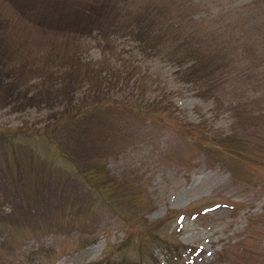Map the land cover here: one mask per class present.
Here are the masks:
<instances>
[{
    "label": "rangeland",
    "instance_id": "rangeland-1",
    "mask_svg": "<svg viewBox=\"0 0 264 264\" xmlns=\"http://www.w3.org/2000/svg\"><path fill=\"white\" fill-rule=\"evenodd\" d=\"M0 8V264H264V0ZM106 101L53 142L22 131Z\"/></svg>",
    "mask_w": 264,
    "mask_h": 264
},
{
    "label": "trees",
    "instance_id": "trees-1",
    "mask_svg": "<svg viewBox=\"0 0 264 264\" xmlns=\"http://www.w3.org/2000/svg\"><path fill=\"white\" fill-rule=\"evenodd\" d=\"M11 12H9L10 14ZM8 16L4 14L3 10L0 8V20H1V17H2V20L0 23H8V25L10 26V28H16V25L18 24L17 22V19L15 17H13L12 15H9ZM13 35H10L9 39H8V43H7V47H9L11 50H17L19 49V44L17 43V41L15 39H13L12 37ZM26 61H27V66L30 67V69H32L34 67V62H30V58H26ZM130 69V68H129ZM120 105L119 104H116L115 102H111V101H106L103 105H92V106H88L87 105H84V104H80L78 107L74 106L72 107L71 109H68V110H65V112H61L58 119L50 124V128H43L40 132L38 130H35V129H31L30 132H28L27 130H22L24 135H29V136H34V135H40V133L42 135H44L46 138H48L50 140V142H53V135L55 132H57L58 130H63V128L67 129L68 125H71V126H74V125H78V122L79 120L81 119V117L85 116L86 114H90V113H96L98 111H103L105 109H110V108H113V109H116V108H119ZM146 108H139V109H135V108H132L130 109L131 112H136L138 115H140V113H143V110H145ZM136 110V111H135ZM138 111V112H137ZM144 112H146L150 117H153V114H152V110H145ZM179 128H183V127H179ZM19 133H22L21 131H17L15 132V136H17V134ZM1 135H3L1 132H0ZM8 147L6 153H7V159L5 161V165H6V168H16L20 165V163L24 160V152L22 149H20L21 147H19L18 144H16L15 140L10 139L8 138V144L6 145ZM230 146H224L223 148V151L225 153H227L228 155L231 156H235V154L233 152H231L230 150ZM64 154V151L62 152ZM36 156L35 157H30V163L34 162V166L35 168H38L39 164H37L36 160L37 158ZM34 159V160H33ZM51 165L48 164L47 168L48 170L51 169ZM81 173V172H80ZM52 174V172H47V177H50ZM63 174H70V172H64ZM90 175L88 176H84L87 180H95L94 183H96V179L94 178V175L96 174V172H92V173H89ZM50 175V176H49ZM68 176L70 175H67L66 178H68ZM92 182V181H91ZM106 183L103 184V186L105 187ZM90 186L92 187V185L90 184ZM92 188H95V187H92ZM97 188V186H96ZM124 189V190H122ZM122 189H115L114 191H111L110 192V195L111 196H108L109 199H113L116 203H120V202H125V201H128V200H136L137 198H139V194L141 191L140 190H135L133 188H123ZM109 200L107 199V202ZM142 203V202H140ZM139 203V205H140ZM138 205V206H139ZM74 205L73 204H70V207H73ZM66 211H68V214H70V208L67 206L66 208ZM91 212V211H90ZM81 218H85V216H82ZM64 221H67V216H64L60 222H64ZM177 249V247L175 246L174 247V250L175 251ZM169 250H170V247H169ZM177 253L178 255L174 254L172 255V257H174V263L176 262V259H178L179 256V252L177 250ZM92 264H103V260H100V261H97V262H94ZM114 264H121V263H117L115 262Z\"/></svg>",
    "mask_w": 264,
    "mask_h": 264
}]
</instances>
